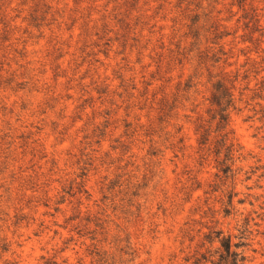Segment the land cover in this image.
I'll return each instance as SVG.
<instances>
[{
    "label": "rangeland",
    "instance_id": "374dc122",
    "mask_svg": "<svg viewBox=\"0 0 264 264\" xmlns=\"http://www.w3.org/2000/svg\"><path fill=\"white\" fill-rule=\"evenodd\" d=\"M213 230L264 264V0H0V264H212Z\"/></svg>",
    "mask_w": 264,
    "mask_h": 264
},
{
    "label": "trees",
    "instance_id": "16d2710c",
    "mask_svg": "<svg viewBox=\"0 0 264 264\" xmlns=\"http://www.w3.org/2000/svg\"><path fill=\"white\" fill-rule=\"evenodd\" d=\"M234 86L229 87L224 80H219L214 85V92L212 98V104L218 107L217 115L219 116L218 128L225 129L230 122V108L235 105V98L233 93ZM226 135V134H225ZM209 141V133L204 131L201 134V144H206ZM225 142V138L221 140V143ZM233 145L231 144V147ZM232 149L227 147L225 159L220 162L222 165V171L227 174L232 171V165H228L229 160H233ZM221 151H218L219 154ZM245 235L240 236V241L234 242L231 235H226L223 230H213L206 235L207 242L210 244L217 243L218 247L213 251L209 250V254H204L203 259L205 262H211L212 264H248L249 259L244 249L247 246ZM201 259H198L196 263H199Z\"/></svg>",
    "mask_w": 264,
    "mask_h": 264
}]
</instances>
